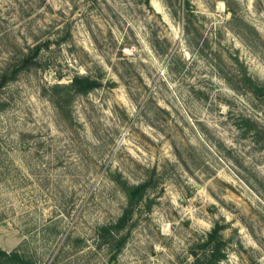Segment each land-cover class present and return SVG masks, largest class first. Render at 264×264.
I'll return each mask as SVG.
<instances>
[{"label":"rangeland","instance_id":"obj_1","mask_svg":"<svg viewBox=\"0 0 264 264\" xmlns=\"http://www.w3.org/2000/svg\"><path fill=\"white\" fill-rule=\"evenodd\" d=\"M37 45L0 89V248L197 264L220 226L217 264H264V0H0V73Z\"/></svg>","mask_w":264,"mask_h":264},{"label":"trees","instance_id":"obj_2","mask_svg":"<svg viewBox=\"0 0 264 264\" xmlns=\"http://www.w3.org/2000/svg\"><path fill=\"white\" fill-rule=\"evenodd\" d=\"M42 51V46L37 45L31 48L28 53H24L16 62L8 64L0 73V89H3L11 82L15 81L21 72L28 70L39 64L38 57ZM100 83L88 76H75L73 82L66 86L68 93H89L93 89L97 88ZM6 103L0 102V107H3ZM2 109H0L1 111ZM129 197V207L125 210L124 214L120 217L117 224L113 227L117 231L124 229L132 216L134 207L143 199L146 184L129 186L124 184ZM223 229L217 226L210 234L209 240L204 246H211L209 254L203 259L198 260L197 264H217L222 258L225 257L223 253V243L221 241L220 231ZM0 264H36L26 256L21 254L18 250L8 252L0 248Z\"/></svg>","mask_w":264,"mask_h":264},{"label":"bare ground","instance_id":"obj_3","mask_svg":"<svg viewBox=\"0 0 264 264\" xmlns=\"http://www.w3.org/2000/svg\"><path fill=\"white\" fill-rule=\"evenodd\" d=\"M154 4L156 5V7L160 10L159 5H157L156 1L154 2Z\"/></svg>","mask_w":264,"mask_h":264},{"label":"crops","instance_id":"obj_4","mask_svg":"<svg viewBox=\"0 0 264 264\" xmlns=\"http://www.w3.org/2000/svg\"><path fill=\"white\" fill-rule=\"evenodd\" d=\"M3 249V248H2ZM7 251V250H6Z\"/></svg>","mask_w":264,"mask_h":264}]
</instances>
